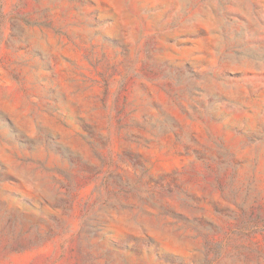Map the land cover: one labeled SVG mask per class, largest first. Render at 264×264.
I'll return each instance as SVG.
<instances>
[{
	"label": "rangeland",
	"instance_id": "rangeland-1",
	"mask_svg": "<svg viewBox=\"0 0 264 264\" xmlns=\"http://www.w3.org/2000/svg\"><path fill=\"white\" fill-rule=\"evenodd\" d=\"M0 264H264V0H0Z\"/></svg>",
	"mask_w": 264,
	"mask_h": 264
}]
</instances>
